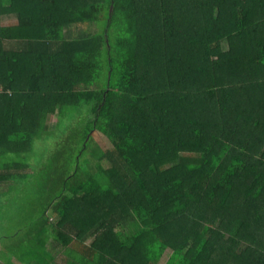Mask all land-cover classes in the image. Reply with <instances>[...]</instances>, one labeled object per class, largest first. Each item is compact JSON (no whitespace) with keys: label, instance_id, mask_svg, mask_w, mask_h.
<instances>
[{"label":"trees","instance_id":"1","mask_svg":"<svg viewBox=\"0 0 264 264\" xmlns=\"http://www.w3.org/2000/svg\"><path fill=\"white\" fill-rule=\"evenodd\" d=\"M0 264H264V0H0Z\"/></svg>","mask_w":264,"mask_h":264},{"label":"rangeland","instance_id":"2","mask_svg":"<svg viewBox=\"0 0 264 264\" xmlns=\"http://www.w3.org/2000/svg\"><path fill=\"white\" fill-rule=\"evenodd\" d=\"M16 23V20L14 17H5L3 18V24L4 25H7V24H14ZM90 31V29H88L86 26H82V25H73V26H70L68 28L65 29V35L67 36V38H75L79 35V33L81 32H88ZM225 47H227V42L225 41L224 43ZM47 129L48 131H53L56 129V119L54 117H51L48 119L47 121ZM46 138H49L48 140L46 141H41V140H38V142L40 143L39 146L40 148L42 149V147H44L43 144L47 145L41 152L37 150L38 155H40L41 153H43L44 151H47L49 149V147H51L53 145V142H54V135H46ZM98 139H99V136L98 135H95V140L96 142L98 143ZM49 146V147H48ZM36 157V155L34 156V158ZM50 241V238L48 240V242ZM52 243V241L50 242V244ZM50 249H53V252L55 250H58V248H56V246L52 245L50 246Z\"/></svg>","mask_w":264,"mask_h":264}]
</instances>
